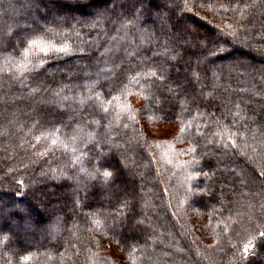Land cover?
I'll use <instances>...</instances> for the list:
<instances>
[{
	"label": "trees",
	"instance_id": "obj_1",
	"mask_svg": "<svg viewBox=\"0 0 264 264\" xmlns=\"http://www.w3.org/2000/svg\"><path fill=\"white\" fill-rule=\"evenodd\" d=\"M261 194L264 0H0V264H260Z\"/></svg>",
	"mask_w": 264,
	"mask_h": 264
},
{
	"label": "rangeland",
	"instance_id": "obj_2",
	"mask_svg": "<svg viewBox=\"0 0 264 264\" xmlns=\"http://www.w3.org/2000/svg\"><path fill=\"white\" fill-rule=\"evenodd\" d=\"M169 129V128H168ZM3 194H5V192L3 191L2 192ZM264 198V196H263V194H261V196H258V200H260V199H263ZM262 203V202H261ZM257 206V205H256ZM239 208H241V205H240V207ZM240 211H242V209L241 210H239V212ZM251 251H250V248L249 249H247V251H245L244 252V254L246 255V256H252L251 255ZM247 259H248V257H246ZM250 259V258H249ZM248 259V260H249ZM258 259L260 260V264H264V252L263 253H261L259 256H258Z\"/></svg>",
	"mask_w": 264,
	"mask_h": 264
},
{
	"label": "snow or ice",
	"instance_id": "obj_3",
	"mask_svg": "<svg viewBox=\"0 0 264 264\" xmlns=\"http://www.w3.org/2000/svg\"><path fill=\"white\" fill-rule=\"evenodd\" d=\"M104 175L105 176H108L109 175V172H105ZM245 251H247V249Z\"/></svg>",
	"mask_w": 264,
	"mask_h": 264
}]
</instances>
